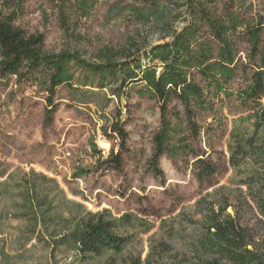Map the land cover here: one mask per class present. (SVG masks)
Listing matches in <instances>:
<instances>
[{
	"label": "rangeland",
	"instance_id": "1",
	"mask_svg": "<svg viewBox=\"0 0 264 264\" xmlns=\"http://www.w3.org/2000/svg\"><path fill=\"white\" fill-rule=\"evenodd\" d=\"M145 1L138 0L135 5L150 12V4ZM186 1L160 0V8L167 12L164 19L138 17L127 7L128 0H94L85 9L76 0H12L18 6L11 3L7 14H12L13 24L27 35L43 36L44 52H78L93 63L102 62L104 55L112 52L119 62L133 55L131 58L147 65L152 47L170 41L174 31L188 25ZM214 3L218 12H233L249 24L257 16H264V0ZM231 38L238 52L236 76L224 86L227 93L212 97V110L198 116L200 135L196 139L189 135V142L200 154H210L223 164L220 153H227L232 120L245 116L254 106L241 103L237 94L255 67L264 63V25L256 55L241 26ZM155 64L159 72L160 64ZM43 85L38 78L0 79V170L5 172L0 182L10 173L32 171L53 178L66 200L92 212L108 209L114 216L125 211L140 213L152 224L131 246L141 260L147 256L150 242L160 239L169 241L177 262L188 256L192 243L202 233L201 212L210 205L217 209L225 204L226 213L249 232V248L264 252V217L256 203L259 187L249 188L245 174L226 165L213 177V185L199 186L191 173L192 156L172 157L166 152L158 162L163 176L154 175L149 159L160 110L144 83L120 87V82L110 81L103 89L96 85L79 87L81 92L60 86L52 99L56 109L51 122L45 118L47 93ZM260 102H264V94ZM170 107L182 109L177 100H172ZM115 122L126 133L124 149L112 130ZM187 132L185 129L183 134ZM117 154L122 156L121 169L110 159ZM79 169L85 173L77 178ZM23 225L12 217L0 216V264H85L66 246L51 249L35 238L26 241Z\"/></svg>",
	"mask_w": 264,
	"mask_h": 264
},
{
	"label": "trees",
	"instance_id": "2",
	"mask_svg": "<svg viewBox=\"0 0 264 264\" xmlns=\"http://www.w3.org/2000/svg\"><path fill=\"white\" fill-rule=\"evenodd\" d=\"M136 1L128 0L127 7L138 17L166 18L167 12L160 8V0L145 1L150 4V12L135 5ZM76 2L85 9L94 0ZM11 3L13 7L18 6L12 0H0V79L14 76L41 80L47 93L45 118L48 122L55 112L52 99L60 86L81 92L79 87L96 85L103 89L110 81L120 82V87L144 83L160 110V124L149 159L154 175L163 176L158 162L166 152L172 157L192 156L191 173L199 186L213 185V177L228 166L245 174L249 188L259 187L256 203L264 217V102H260L264 94V63L255 67L248 83L237 94L241 103L251 102L254 106L245 116L232 120L227 153H220L224 164L210 158V154H200L189 142V135L193 139L200 135L198 116L212 110V97L227 93L224 86L236 76L238 52L231 33L241 26L253 55L258 54L264 16H257L249 24L233 12H218L214 0H187L188 25L179 32L174 31L170 41L152 47L147 53V65L131 58L133 55L119 62L114 60L112 52L105 54L102 62L93 63L78 52H44L42 35H27L13 24L12 14H7ZM155 62L160 64L159 72ZM172 100H177L182 109H171ZM185 129L187 134H183ZM112 130L122 140L120 146L124 149L126 133L119 122L112 125ZM110 159L121 169L120 154ZM84 173V169H79L75 177ZM4 174L0 170V176ZM227 207L225 204L215 209L210 205L201 212L202 233L192 243L189 255L180 261L177 262L166 239L151 241L147 256L141 260L131 246L138 234L148 232L152 224L140 213L125 211L114 216L108 209L92 212L80 203L66 200L53 178L32 171L10 173L0 182V216L21 221L26 241L35 238L51 249L66 246L85 264L95 259H103L96 264H264V252L249 248V232L226 213Z\"/></svg>",
	"mask_w": 264,
	"mask_h": 264
}]
</instances>
